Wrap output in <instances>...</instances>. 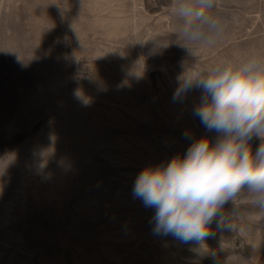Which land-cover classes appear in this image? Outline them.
<instances>
[{
    "label": "rangeland",
    "instance_id": "374dc122",
    "mask_svg": "<svg viewBox=\"0 0 264 264\" xmlns=\"http://www.w3.org/2000/svg\"><path fill=\"white\" fill-rule=\"evenodd\" d=\"M167 2L0 0V264H213L232 249L264 264L246 200L247 232L213 221L203 248L155 233L133 195L145 167L219 135L194 115L201 90L173 99L185 67L264 49V0H221L236 18L197 59L173 43Z\"/></svg>",
    "mask_w": 264,
    "mask_h": 264
},
{
    "label": "clouds",
    "instance_id": "9594fccd",
    "mask_svg": "<svg viewBox=\"0 0 264 264\" xmlns=\"http://www.w3.org/2000/svg\"><path fill=\"white\" fill-rule=\"evenodd\" d=\"M174 42L197 59L201 49H214L224 39L235 14L221 0H168ZM172 43L158 41L161 48ZM173 99L182 101L193 89L202 91L194 109L201 124L218 133L190 144L186 154L166 164L145 167L136 177L133 195L155 210L153 231L183 243L207 248L211 225L245 234L238 224V202L246 200L264 218V49L251 48L239 56H226L178 77ZM190 138V133L185 132ZM260 140L253 151L251 141ZM228 203L233 212L225 216ZM213 264H252V257L234 249Z\"/></svg>",
    "mask_w": 264,
    "mask_h": 264
}]
</instances>
